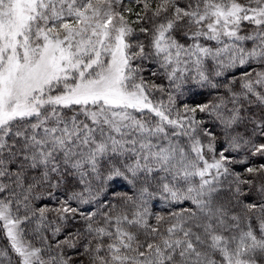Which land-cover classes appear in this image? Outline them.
Wrapping results in <instances>:
<instances>
[{"label":"snow or ice","instance_id":"1","mask_svg":"<svg viewBox=\"0 0 264 264\" xmlns=\"http://www.w3.org/2000/svg\"><path fill=\"white\" fill-rule=\"evenodd\" d=\"M241 151L264 160V0H0V264H264Z\"/></svg>","mask_w":264,"mask_h":264},{"label":"trees","instance_id":"2","mask_svg":"<svg viewBox=\"0 0 264 264\" xmlns=\"http://www.w3.org/2000/svg\"><path fill=\"white\" fill-rule=\"evenodd\" d=\"M254 69L255 71H260L261 66L258 63H253L250 67L245 66L243 68L236 67L232 69H226L224 71L223 76L218 77L217 79L223 82H227L229 80H232L233 78L239 79L241 77V74L245 71H249ZM220 91H223L221 89ZM215 93V90L210 88H197L194 87L192 89L191 94L188 92H185L183 99H185L189 103H197V102H203L204 100L210 99L211 96ZM259 114V109H254ZM218 131V129H215ZM235 158L236 163L234 164V167L238 172L243 173V170L246 166H259L261 163H264V160H262L259 157H250L246 155L243 151L241 152H232L230 153ZM130 186L124 182L123 180L116 179L108 184L105 185L103 191L100 194V200L104 202H111L116 203L117 198L125 193L131 194ZM64 195L63 190L56 193L55 196L49 200L45 194V198L42 201L45 204L54 205L56 203L57 198H62ZM185 205H176L172 206L169 205L166 201H163L162 199H154L150 203V207L152 208L153 212L156 213H167L168 211L172 210H178L179 207H183ZM89 206H85V211L88 210ZM91 207H95V205H92Z\"/></svg>","mask_w":264,"mask_h":264}]
</instances>
